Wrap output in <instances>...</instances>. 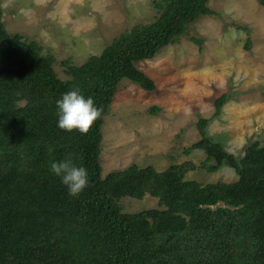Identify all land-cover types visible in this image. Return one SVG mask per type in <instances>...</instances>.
Here are the masks:
<instances>
[{"label": "trees", "instance_id": "1", "mask_svg": "<svg viewBox=\"0 0 264 264\" xmlns=\"http://www.w3.org/2000/svg\"><path fill=\"white\" fill-rule=\"evenodd\" d=\"M208 1H155L153 22L132 26L79 65L63 60L66 79L39 42L6 31L0 8V264H264V146L257 141L237 157L206 135L209 119L199 117L201 137L187 150L202 149L201 166L210 172L232 168L235 181L186 179L196 168L190 160L161 171L131 164L101 175V126L119 82L154 90L138 61L212 14ZM75 89L103 109L87 134L58 127L57 101ZM227 100L226 93L214 99V116ZM65 159L88 172L76 197L51 171L52 162ZM147 193L162 208L121 212L120 198Z\"/></svg>", "mask_w": 264, "mask_h": 264}, {"label": "rangeland", "instance_id": "2", "mask_svg": "<svg viewBox=\"0 0 264 264\" xmlns=\"http://www.w3.org/2000/svg\"><path fill=\"white\" fill-rule=\"evenodd\" d=\"M155 1L0 0V8L6 31L39 42L42 53L54 57L56 75L66 79L63 60L79 65L132 26L153 22L159 16ZM208 5L213 13L198 16L187 35L138 61L153 78L154 90L127 78L119 82L101 126L102 176L131 164L161 171L190 160L196 168L186 179L235 181L232 168L210 172L201 166L202 149L187 150L201 137L199 117L209 119L206 135L237 157L252 141L264 146V6L256 0H209ZM223 93L228 100L214 116L213 101ZM118 203L124 213L162 208L148 193Z\"/></svg>", "mask_w": 264, "mask_h": 264}, {"label": "clouds", "instance_id": "3", "mask_svg": "<svg viewBox=\"0 0 264 264\" xmlns=\"http://www.w3.org/2000/svg\"><path fill=\"white\" fill-rule=\"evenodd\" d=\"M57 107L58 127L67 132L78 130L82 134L90 131L103 112L102 108L95 106L91 97L85 98L79 89L63 94L62 98L57 101ZM50 167L51 171L60 177L62 183L68 188L70 196H78L87 187L89 182L87 169L76 166L71 159L52 162Z\"/></svg>", "mask_w": 264, "mask_h": 264}]
</instances>
